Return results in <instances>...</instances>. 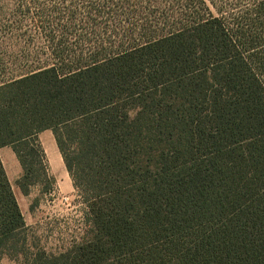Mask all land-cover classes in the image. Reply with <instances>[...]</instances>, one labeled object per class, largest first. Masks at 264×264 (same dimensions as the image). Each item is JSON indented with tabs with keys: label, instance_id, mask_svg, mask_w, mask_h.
I'll return each instance as SVG.
<instances>
[{
	"label": "trees",
	"instance_id": "16d2710c",
	"mask_svg": "<svg viewBox=\"0 0 264 264\" xmlns=\"http://www.w3.org/2000/svg\"><path fill=\"white\" fill-rule=\"evenodd\" d=\"M199 2L204 15L144 46L102 60L61 48L0 84V149L20 162L21 193L54 190L38 138L50 130L88 226L56 254L31 252L0 159V259L264 264V82L248 53L257 43L248 25L234 29L228 3Z\"/></svg>",
	"mask_w": 264,
	"mask_h": 264
},
{
	"label": "rangeland",
	"instance_id": "374dc122",
	"mask_svg": "<svg viewBox=\"0 0 264 264\" xmlns=\"http://www.w3.org/2000/svg\"><path fill=\"white\" fill-rule=\"evenodd\" d=\"M214 1L229 4L226 10L234 29L248 25V36L257 43L248 51L249 65L264 82V10L255 13L264 0ZM201 7L199 0H0V84L52 60L53 52L61 48L76 54L92 48L98 60L139 48L188 27L195 13L205 14ZM244 19L249 22L241 23ZM50 159L55 179L51 193L35 187L23 195L17 182L11 183L33 253L56 254L83 238L88 229L80 196L70 179L56 178L54 173L60 175L51 152ZM0 264L22 262L2 256Z\"/></svg>",
	"mask_w": 264,
	"mask_h": 264
},
{
	"label": "crops",
	"instance_id": "0c3cea01",
	"mask_svg": "<svg viewBox=\"0 0 264 264\" xmlns=\"http://www.w3.org/2000/svg\"><path fill=\"white\" fill-rule=\"evenodd\" d=\"M38 138L46 153L49 167H50V161H51L50 152L55 157V163L57 166L56 169L59 170V175H60L58 176L56 173H54V171H52L54 175L56 176V178H60V179L68 178L71 181V178L65 168L60 151L57 147L53 133L50 130H46V131L41 132L38 135ZM0 159L4 166V169H5V172L7 174L10 184L12 182H17L22 175V167L14 151L10 147L1 148L0 149Z\"/></svg>",
	"mask_w": 264,
	"mask_h": 264
}]
</instances>
